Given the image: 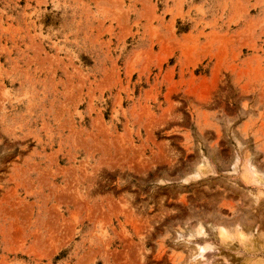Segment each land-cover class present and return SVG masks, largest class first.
<instances>
[{
  "label": "rangeland",
  "instance_id": "374dc122",
  "mask_svg": "<svg viewBox=\"0 0 264 264\" xmlns=\"http://www.w3.org/2000/svg\"><path fill=\"white\" fill-rule=\"evenodd\" d=\"M0 264H264V0H0Z\"/></svg>",
  "mask_w": 264,
  "mask_h": 264
},
{
  "label": "bare ground",
  "instance_id": "6f19581e",
  "mask_svg": "<svg viewBox=\"0 0 264 264\" xmlns=\"http://www.w3.org/2000/svg\"><path fill=\"white\" fill-rule=\"evenodd\" d=\"M252 167H254V166H252ZM253 170V169H252ZM255 174V173H254ZM260 175V174H259ZM263 182V181H262ZM222 233V232H221ZM241 237V236H240ZM243 237V236H242Z\"/></svg>",
  "mask_w": 264,
  "mask_h": 264
}]
</instances>
